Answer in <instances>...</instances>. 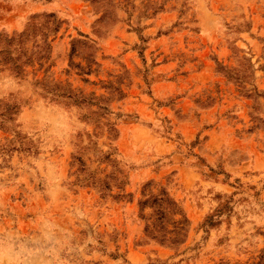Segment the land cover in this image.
Listing matches in <instances>:
<instances>
[{
	"label": "rangeland",
	"instance_id": "374dc122",
	"mask_svg": "<svg viewBox=\"0 0 264 264\" xmlns=\"http://www.w3.org/2000/svg\"><path fill=\"white\" fill-rule=\"evenodd\" d=\"M0 264H264V0H0Z\"/></svg>",
	"mask_w": 264,
	"mask_h": 264
}]
</instances>
